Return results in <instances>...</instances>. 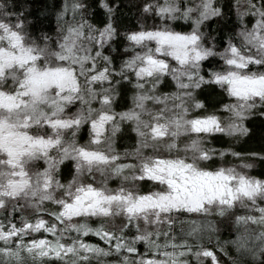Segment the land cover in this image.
<instances>
[{
	"label": "snow or ice",
	"instance_id": "6c2138e0",
	"mask_svg": "<svg viewBox=\"0 0 264 264\" xmlns=\"http://www.w3.org/2000/svg\"><path fill=\"white\" fill-rule=\"evenodd\" d=\"M26 4L0 0V264H264V0H138L136 26L53 0L47 30Z\"/></svg>",
	"mask_w": 264,
	"mask_h": 264
},
{
	"label": "trees",
	"instance_id": "16d2710c",
	"mask_svg": "<svg viewBox=\"0 0 264 264\" xmlns=\"http://www.w3.org/2000/svg\"><path fill=\"white\" fill-rule=\"evenodd\" d=\"M53 0H27L26 7L23 9L26 13H31L33 15H38L43 20V25L45 29H54L56 26V17L55 12L50 11L52 8ZM138 0H125V6L122 7L121 12L117 15L120 16L121 22L127 26H136L138 22V17H140L141 13L139 9L133 5H135ZM21 3H25V0H21ZM225 10H227V4L225 5ZM31 18V16H30ZM235 19V14L233 10V14L229 17V22ZM246 20L251 21V17H246ZM148 22L151 23V18L148 19ZM212 25H215L216 21L212 20L209 22ZM179 24H183V22H178ZM252 123L255 125L257 131L261 128L262 124H264V120L261 118H257ZM134 133H131L127 128L122 129L120 133H117L115 146L119 150H123L125 148L133 147L134 144L132 141L134 140ZM236 151H240L243 153H249L252 151H258L261 148V141L259 139V135H257L253 139L245 140L241 138L239 142H234L232 145ZM218 159V158H217ZM232 157L228 156V161H231ZM252 175H260L264 173V162H257L253 169L248 170ZM227 233L222 234V238L226 237ZM87 239L96 242L102 243L94 236H89ZM142 247V246H141ZM227 260V258H224ZM194 264V262H193Z\"/></svg>",
	"mask_w": 264,
	"mask_h": 264
}]
</instances>
